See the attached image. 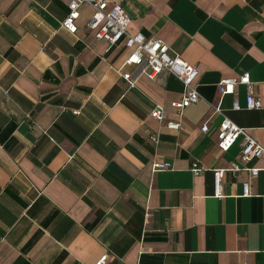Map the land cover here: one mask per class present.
Returning a JSON list of instances; mask_svg holds the SVG:
<instances>
[{
  "label": "crops",
  "instance_id": "0c3cea01",
  "mask_svg": "<svg viewBox=\"0 0 264 264\" xmlns=\"http://www.w3.org/2000/svg\"><path fill=\"white\" fill-rule=\"evenodd\" d=\"M118 2L130 33L160 38L197 66L201 99L173 107L180 80L124 64L130 48L93 36L88 4L71 32L64 0H0V264H95L103 255L107 264H264V170L250 179L251 195L242 194L246 170L225 171L220 196L211 170L264 167V154L240 162L238 141L217 145L221 115L211 107L220 103L264 145V0ZM244 72L259 108H245L244 84L221 95L220 79ZM154 103L164 121L150 116ZM156 160L170 166L153 171Z\"/></svg>",
  "mask_w": 264,
  "mask_h": 264
},
{
  "label": "built area",
  "instance_id": "2783aa9c",
  "mask_svg": "<svg viewBox=\"0 0 264 264\" xmlns=\"http://www.w3.org/2000/svg\"><path fill=\"white\" fill-rule=\"evenodd\" d=\"M67 3L68 11L62 19L61 24L69 31H76V18L79 15V9L83 4H88L92 8V14L87 21V28L92 31L96 38L106 39L109 47L123 39L125 45L130 48L124 64L136 65L139 67V74L146 75L154 79L160 72H168L175 75L183 85L182 96L179 100L171 101V105L178 110L197 102L201 99L195 79L198 75L196 65L178 57L171 56L169 46L160 38L147 37L142 32L130 33L128 25L130 16L118 2V0H64ZM122 77L128 82L129 86H134L136 76L129 72H122ZM238 84H244L247 87L245 96V108H259L263 105L262 98L256 95L252 89V81L249 72H244L238 76H229L220 79L218 87L221 95L234 93ZM214 112L221 115L218 129L216 132L217 145L223 150H228L235 142L240 146V162H248L254 157L264 154V145L258 141L246 127L237 125L224 111L220 103L211 105ZM232 108L240 109L241 105L235 98L232 102ZM74 113H79L80 109H73ZM149 114L159 121L166 119V110L163 104L154 103ZM166 126L169 128H179L180 122L167 120ZM208 129L207 123L201 125V130ZM151 140L158 142V134L150 133ZM170 166L168 161L156 160L151 164L153 171L166 169ZM191 171L199 174L205 167L197 160L193 161ZM264 167H249L240 165L237 162H231L228 167L212 168L214 177V194L220 196L222 193V182L225 171L237 173L240 170H246L248 176L242 181V194L251 195L252 189L250 179L255 177ZM106 255L101 256L95 264H107Z\"/></svg>",
  "mask_w": 264,
  "mask_h": 264
}]
</instances>
